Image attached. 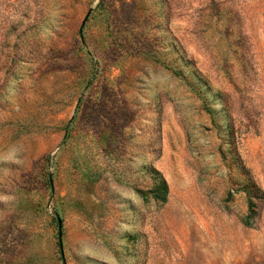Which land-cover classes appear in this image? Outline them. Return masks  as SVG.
<instances>
[{"label":"rangeland","instance_id":"rangeland-1","mask_svg":"<svg viewBox=\"0 0 264 264\" xmlns=\"http://www.w3.org/2000/svg\"><path fill=\"white\" fill-rule=\"evenodd\" d=\"M64 260L264 264V0H0V264Z\"/></svg>","mask_w":264,"mask_h":264},{"label":"trees","instance_id":"trees-1","mask_svg":"<svg viewBox=\"0 0 264 264\" xmlns=\"http://www.w3.org/2000/svg\"><path fill=\"white\" fill-rule=\"evenodd\" d=\"M151 198L160 202L162 205L166 203L169 195V186L165 178L160 175L156 187L151 192ZM148 200V197H145Z\"/></svg>","mask_w":264,"mask_h":264},{"label":"water","instance_id":"water-1","mask_svg":"<svg viewBox=\"0 0 264 264\" xmlns=\"http://www.w3.org/2000/svg\"><path fill=\"white\" fill-rule=\"evenodd\" d=\"M90 15V11L87 13L85 19L83 20L82 22V25H81V28H80V32L82 33L83 31V28L85 26V23L88 19ZM50 183H51V187H52V191H54V183H53V178H52V175L50 174ZM56 219H57V222H58V229H59V239H60V242L62 241V229H63V221L61 219V217L59 215H56ZM61 253H62V256H64V250H63V246H62V243H61ZM64 264L65 263V260H64Z\"/></svg>","mask_w":264,"mask_h":264}]
</instances>
